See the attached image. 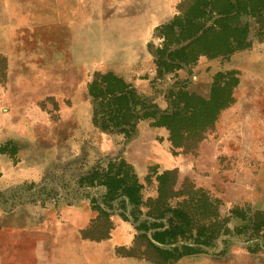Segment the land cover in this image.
Segmentation results:
<instances>
[{
	"label": "rangeland",
	"instance_id": "374dc122",
	"mask_svg": "<svg viewBox=\"0 0 264 264\" xmlns=\"http://www.w3.org/2000/svg\"><path fill=\"white\" fill-rule=\"evenodd\" d=\"M191 2L0 0V264H108L113 227L161 231L162 214L168 251L139 237L135 256L264 264V8L240 17L242 50L175 68L192 40L162 28Z\"/></svg>",
	"mask_w": 264,
	"mask_h": 264
},
{
	"label": "trees",
	"instance_id": "16d2710c",
	"mask_svg": "<svg viewBox=\"0 0 264 264\" xmlns=\"http://www.w3.org/2000/svg\"><path fill=\"white\" fill-rule=\"evenodd\" d=\"M191 1L192 7L188 12L182 14L191 17L190 20L185 21L184 25L182 22L177 23V21H174L172 24L162 28L164 46L167 45V43L178 44L182 40H192L188 44L178 46V49L168 54V58L171 63L175 65V68L189 66L200 57L214 59L221 56H228L236 51L242 50L245 46L244 38L247 35L246 30L244 31V28L242 29L240 17L242 15L248 16L260 12V15H262V8H264V0ZM207 21H210V23L205 30L203 28ZM208 41L210 42L206 43ZM163 49L167 51L168 47H164ZM166 65L170 67L169 63H165V66ZM116 100L117 98L111 100L112 105L107 116L119 122L122 121L123 118H121L122 116L119 114L120 111L115 106ZM124 108L126 112L131 114L127 104ZM123 121L125 125L128 123L126 120ZM104 123L102 128L106 129ZM121 193L126 196V198H129V186H124ZM173 217H175V214H173ZM151 227L155 229L153 232V238L156 241L160 239L157 238L160 233L162 234V244L166 243L164 239L171 235L174 229L172 220L165 218L163 214L162 230H158V228H161V226L158 225H153ZM167 251L168 250H162V254Z\"/></svg>",
	"mask_w": 264,
	"mask_h": 264
},
{
	"label": "crops",
	"instance_id": "0c3cea01",
	"mask_svg": "<svg viewBox=\"0 0 264 264\" xmlns=\"http://www.w3.org/2000/svg\"><path fill=\"white\" fill-rule=\"evenodd\" d=\"M74 214L75 216L74 218H71V222L74 225V233H77L79 238L76 241L78 243V249L81 254L87 253L89 258L94 262L101 260L102 252H99V249H101L100 244L102 240L87 239L81 234V223L83 220L87 219L88 211L84 210L80 213ZM139 237L144 239L145 249H152L153 251L159 253H162V250H168L167 245H162V243L153 238V233L143 231L136 232L129 224H121L113 227L108 235L112 246L111 252L107 255L109 260L108 264H162L161 261L157 262L155 260H151L150 258L145 259V257L144 260L142 257L135 256L134 250L136 248V240ZM141 261L143 263H141Z\"/></svg>",
	"mask_w": 264,
	"mask_h": 264
}]
</instances>
